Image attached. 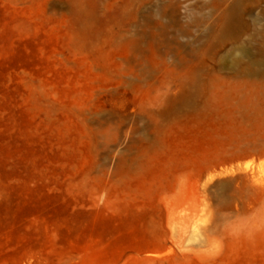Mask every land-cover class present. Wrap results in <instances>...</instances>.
I'll return each mask as SVG.
<instances>
[{
  "label": "rangeland",
  "instance_id": "obj_1",
  "mask_svg": "<svg viewBox=\"0 0 264 264\" xmlns=\"http://www.w3.org/2000/svg\"><path fill=\"white\" fill-rule=\"evenodd\" d=\"M0 264H264V0H0Z\"/></svg>",
  "mask_w": 264,
  "mask_h": 264
}]
</instances>
